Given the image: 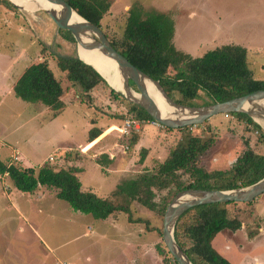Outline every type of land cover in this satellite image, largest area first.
Wrapping results in <instances>:
<instances>
[{
  "label": "rangeland",
  "instance_id": "rangeland-1",
  "mask_svg": "<svg viewBox=\"0 0 264 264\" xmlns=\"http://www.w3.org/2000/svg\"><path fill=\"white\" fill-rule=\"evenodd\" d=\"M134 2L168 14L174 23L175 47L192 56H200L207 49L228 42L246 47L249 66L257 78L264 79V0H111L110 9L101 20V29L109 40L121 36L126 10ZM38 9H41L38 5L32 11L16 6L14 9L0 0V62L13 61L16 54L27 52L28 56L18 66L20 69L40 60V55L47 59L56 54L77 55L76 42L66 40L53 20ZM189 11L194 16H189ZM52 67L59 74L54 63ZM3 86L0 85V159L20 167L37 168L40 165L36 164L46 156L44 163L58 169L68 167V161L74 167V160L90 157L91 162L79 177L85 186L82 188L86 190L90 186L98 196L112 198L114 184L144 168L151 169L188 132L211 137L213 141L198 161L207 171L228 169L245 149V140L256 152L264 153L259 133L225 114L189 126L188 132L183 133L152 122L141 123L138 130L130 126L126 132L125 121L132 115L128 110L129 101L121 95V98L112 96L109 85V88L104 85L94 88L90 103L81 101L85 95L79 88L71 87L64 97L67 108L56 119L57 127L49 124L42 128L41 121L38 122L41 115L39 120H29L23 127L19 122L28 102L13 94L7 95ZM205 101L207 98L201 94L192 103L200 106ZM88 122L106 128L101 140L92 145L87 143L91 128ZM14 128L18 131L13 132ZM135 134H140L141 141L132 146L129 142ZM2 136L17 142L19 154L9 155L8 147L1 146L5 139ZM142 148L146 152L141 161ZM105 152L114 155L113 161L101 165L99 162L105 160L98 159L102 154L107 155ZM182 178L186 180L187 175L182 174ZM56 191L41 186L32 193L22 192L13 186L7 174L0 175V264H163L154 246L162 241L164 211L157 213L134 201L129 213L115 212L104 220L95 219L74 211L56 197ZM175 193L172 195L165 189L156 192L154 200L160 203L164 198L167 206ZM230 208L241 214L244 222L251 221L253 229L264 227V193L250 204L239 202ZM242 226L235 232H219L212 240L215 249L231 263L243 254L264 255V236L250 239L245 225ZM249 260L244 264L253 263Z\"/></svg>",
  "mask_w": 264,
  "mask_h": 264
},
{
  "label": "trees",
  "instance_id": "trees-1",
  "mask_svg": "<svg viewBox=\"0 0 264 264\" xmlns=\"http://www.w3.org/2000/svg\"><path fill=\"white\" fill-rule=\"evenodd\" d=\"M1 1L15 9L9 0ZM66 1L84 19L99 27L111 4V0ZM126 13L121 36L109 41L134 66L158 80L174 101L195 105L192 101L203 94L207 98L203 105H207L264 89V79L257 78L249 66L246 47L225 43L207 49L200 56H192L175 47L174 23L168 14L146 9L137 2L131 3ZM59 31L66 40L75 42L69 31ZM53 59L59 74L49 66L47 58L34 61L24 68L12 85L13 94L26 102L41 103L57 114L65 106L62 96L71 87L79 88L85 95L81 101L87 103L91 101L90 92L94 88L99 85L108 87L102 76L77 55L56 54ZM169 70L174 73L169 74ZM130 85L134 86L131 81ZM109 90L112 96L121 98L111 87ZM127 103L132 114L129 118L152 120L142 107ZM227 115L234 116L256 130L259 133L258 140L264 143V133L251 117L245 113ZM142 124L146 125L145 122ZM188 128L176 129L183 133L188 132ZM102 131L103 128L92 126L87 133V143L91 145ZM139 139L140 134H135L129 144L133 146ZM212 142L211 137L204 138L200 134L188 132L151 169L144 168L118 182L110 193L112 198L83 189L77 176L78 168L72 166L54 169L44 163L37 168L20 167L0 159V175L7 174L13 186L22 192L32 193L41 186L55 188L58 199L67 202L74 211L89 214L95 219L104 220L115 212L129 213L134 201L162 214L167 202L164 198L160 203L156 202V192L167 189L173 195L186 188L230 190L248 186L264 177V153L252 149L247 140L244 141L245 149L228 169L207 171L199 166V158ZM145 152L142 148L141 161ZM100 156L98 160H105L99 162L101 165L109 163L108 155ZM182 174L187 175L186 180H183ZM236 203L239 204L233 201L201 204L186 210L177 219L173 225L174 239L193 264H233L212 244L219 232H235L245 225L248 238L258 233L259 227L253 229L251 221L244 222L242 215L230 208ZM154 247L162 256L163 264H178L162 241Z\"/></svg>",
  "mask_w": 264,
  "mask_h": 264
},
{
  "label": "water",
  "instance_id": "water-1",
  "mask_svg": "<svg viewBox=\"0 0 264 264\" xmlns=\"http://www.w3.org/2000/svg\"><path fill=\"white\" fill-rule=\"evenodd\" d=\"M14 6L24 9L26 5L19 4L14 0H9ZM30 2V0H28ZM59 6L60 11L54 9L43 10L54 24L62 30H67L73 36L76 45L87 51L96 50L103 57L94 56L91 65L115 91L127 101L142 107L153 120L160 125L170 128H181L194 126L203 123L209 118L218 114L245 113L258 125L256 119L264 120V106L260 104L264 100V89H258L248 94L233 97L231 99L214 102L207 105H186L174 101L160 84L158 80L134 66L125 56L116 50L106 37L101 27L87 21L72 9L66 0H47ZM73 13L80 18L77 22H70ZM77 57L81 59L78 55ZM104 57L110 58L107 61ZM121 81L125 93L117 90L116 82ZM134 84L140 97H134V89L130 85ZM151 82L165 104L174 108V111L162 115L159 107L147 92L146 82ZM135 92V91H134ZM137 93V92H136ZM263 129V127L260 125ZM264 131V129H263ZM264 193V177L245 187L230 190L186 188L177 191L174 197L167 204L163 214V225L161 239L167 251L178 264H193L184 251L176 243L173 236V225L186 210L208 203L224 202H251Z\"/></svg>",
  "mask_w": 264,
  "mask_h": 264
},
{
  "label": "crops",
  "instance_id": "crops-1",
  "mask_svg": "<svg viewBox=\"0 0 264 264\" xmlns=\"http://www.w3.org/2000/svg\"><path fill=\"white\" fill-rule=\"evenodd\" d=\"M190 10H192V9H190ZM189 16H194V12L193 11H189V14H188ZM228 43H230V42H228ZM225 44V43H224ZM38 53H39V51H38ZM12 55H15V54H12ZM40 55V54H39ZM24 56H28V53L26 52L25 54L24 53H18V54H16L14 57H12L13 58V61H7V63H5V62H0V85L2 84V85H4L3 87L6 89V91H7V95H12L13 94V91H12V85L14 84V82L16 81V79L20 76V74L22 73V71L24 70V68L26 67V66H28L29 64H31L32 62H30V63H28V64H26V65H23L20 69H18L19 67V64L24 60ZM39 59H43L42 58V56L40 55L39 57H38ZM37 58V59H38ZM51 60V61H50ZM8 62H10V63H8ZM54 63V59H53V56H52V59H48V64H49V66L53 69V67H52V64ZM55 64V63H54ZM55 71V70H54ZM69 91H71V88H70V90ZM68 91V92H69ZM68 92H66L63 96H62V100H63V102H64V104H65V106H64V108H63V110L64 109H66L67 108V102L65 101V99H64V97H65V95L68 93ZM14 95V94H13ZM15 96V95H14ZM36 104H37V107H36ZM31 108V109H30ZM24 109V113L22 114V118H21V121L19 122L20 123V126H26V125H28V121L29 120H32V119H34V118H38V120H39V117H40V115L42 116V119L41 120H39L38 122H40V125H41V127L42 128H44L45 126H47V125H51V127H54L53 125L55 124V127H57V121H56V119L59 117V114H60V112L59 113H57V114H54V112L51 110V109H49L48 107H46L45 105H43V104H41V103H29L28 102V105H25V107L23 108ZM30 109V110H29ZM33 109V110H32ZM4 123H8V121H5ZM96 124H99L98 122L96 123ZM88 125L89 126H91L92 127V125H93V123H91V122H88ZM146 125H149V124H146ZM98 126H100V125H98ZM102 126V125H101ZM50 127V128H51ZM90 128V127H89ZM106 128L104 127L103 128V131H102V133L99 135V137L98 138H96V139H94V142L92 143V144H94V143H96L98 140H101V138L104 136V134H105V130ZM14 131L13 132H17L18 131V129L17 128H14L13 129ZM105 130V131H104ZM3 135H7L6 133L5 134H3ZM2 137H4L5 139H3V144H1V146H3V145H5V146H7L8 147V149L10 150V154L9 155H12L14 152L16 153L17 152V154H19V152H18V150H17V148H16V144H17V142L16 141H14V142H11V141H9V140H12V139H7L6 138V136H2ZM140 141H141V139H140ZM11 143H13V144H11ZM91 144V145H92ZM66 148H68V147H66ZM57 149H59V148H57ZM65 149V146L63 147V148H60V150H64ZM59 152H61V151H59ZM105 153H107V155H108V159L110 160L109 161V163L110 162H112L113 161V154L112 153H109V152H105ZM5 154V153H4ZM7 154V153H6ZM84 153H80L79 155H83ZM86 154V153H85ZM92 154H94V153H92ZM8 155V154H7ZM51 155V154H50ZM49 155V156H50ZM86 155H88V154H86ZM96 155V154H95ZM45 159H46V156L44 157V158H42L41 160H40V162L38 163V164H36V165H41V164H43L44 163V161H45ZM17 160H19V155H18V157H17ZM62 161H64L63 159H61ZM93 160V159H92ZM112 160V161H111ZM74 162H75V164H74V167H76V168H79V172L77 171V176H78V178H79V180H80V182H81V179H80V177H79V173L80 172H83V171H85V167H86V164H88L89 162H91V158L90 157H87V158H83V159H81V160H74ZM78 162H80L79 164H77ZM95 163H96V161H94ZM68 164V166H72L71 165V163H70V161H68L67 162ZM97 164V163H96ZM97 166L99 167V165L97 164ZM38 167V166H37ZM64 168L66 167V166H63ZM100 168V167H99ZM108 168H106V170H107ZM118 183V182H117ZM116 183V184H117ZM116 184H114L113 185V187H115V185ZM81 186L82 187H85L84 186V184L81 182ZM86 189H88V190H91V191H93L92 190V188L90 187V186H88ZM94 192V191H93ZM256 200V199H255ZM254 201V200H253ZM260 236V237H262V236H264V227L263 226H261L260 228H259V230H258V233H256V235L255 236H253L252 238H250V239H253V238H257V236ZM237 247V250H240L239 248H238V246H236ZM239 252V251H238ZM239 254H240V252H239ZM252 259L251 261L253 262H251L252 264H264V255L261 253H254V255H253V253H252V255L249 257L248 255H245V254H243L242 256L241 255H239V258H238V260H237V262L235 261V262H232L233 264H244V263H246V259ZM250 261V260H249Z\"/></svg>",
  "mask_w": 264,
  "mask_h": 264
},
{
  "label": "bare ground",
  "instance_id": "bare-ground-1",
  "mask_svg": "<svg viewBox=\"0 0 264 264\" xmlns=\"http://www.w3.org/2000/svg\"><path fill=\"white\" fill-rule=\"evenodd\" d=\"M14 1L19 3V4L26 5L24 10H27V11H32L31 9H32V7L34 5H38V7L40 6L41 9H50L51 8V10L54 9L56 11H60L59 10V6H57L55 4H52V3H50L47 0H30V2L28 0H14ZM79 20H80V18H78L76 16V13H73L72 16L70 17V22H77ZM77 51H78L79 57L84 62L92 63V61H93L92 57H94V56L103 57V55L101 53H99L98 51H96V50L87 51V50L81 48L80 46H77ZM104 59L107 60V61H110V62L112 61L108 57H104ZM115 87L117 88V90L122 91L123 93H125V90H123V88H122L121 81L116 82ZM146 87H147V92H148L149 96L153 99L155 104L159 107L162 115H164L166 113L169 114V112L174 111V108H172V107L168 106L167 104H165L164 100L161 98L160 94L158 93V91L156 90V88L154 87V85L151 82L147 81L146 82ZM132 94H133L134 97H137V98L140 97V94L136 93L134 91H132ZM260 104L262 106H264V100H262L260 102ZM256 120L260 123V125L264 129V120H261V119H256Z\"/></svg>",
  "mask_w": 264,
  "mask_h": 264
},
{
  "label": "built area",
  "instance_id": "built-area-1",
  "mask_svg": "<svg viewBox=\"0 0 264 264\" xmlns=\"http://www.w3.org/2000/svg\"><path fill=\"white\" fill-rule=\"evenodd\" d=\"M225 115H227V114H225ZM142 122H145V124H149V125H150L151 122L155 123V124L158 123L157 121H155L153 119L152 120H147V121H140V120L133 119V118H127L126 121H125V124H124V130L127 132V129L130 128V126H133L136 130H138L140 128V125H141ZM50 159H51V156H50Z\"/></svg>",
  "mask_w": 264,
  "mask_h": 264
}]
</instances>
